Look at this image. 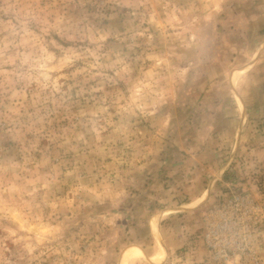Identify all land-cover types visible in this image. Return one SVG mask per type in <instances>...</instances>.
Segmentation results:
<instances>
[{
    "label": "rangeland",
    "instance_id": "1",
    "mask_svg": "<svg viewBox=\"0 0 264 264\" xmlns=\"http://www.w3.org/2000/svg\"><path fill=\"white\" fill-rule=\"evenodd\" d=\"M236 196L248 249L212 258ZM129 249L264 264V0H0V264Z\"/></svg>",
    "mask_w": 264,
    "mask_h": 264
},
{
    "label": "built area",
    "instance_id": "2",
    "mask_svg": "<svg viewBox=\"0 0 264 264\" xmlns=\"http://www.w3.org/2000/svg\"><path fill=\"white\" fill-rule=\"evenodd\" d=\"M247 197H231L223 204L215 206L210 219L206 220L205 243L209 254L215 259H226L235 248L247 247L248 229L245 217L253 213ZM248 249V247H247Z\"/></svg>",
    "mask_w": 264,
    "mask_h": 264
},
{
    "label": "bare ground",
    "instance_id": "3",
    "mask_svg": "<svg viewBox=\"0 0 264 264\" xmlns=\"http://www.w3.org/2000/svg\"><path fill=\"white\" fill-rule=\"evenodd\" d=\"M157 234V233H156ZM156 254V253H155ZM158 254V253H157ZM156 254V255H157ZM139 256V255H141V253H140V251L138 250V249H129V250H127V252H125L124 254H123V258H122V261H123V263L125 264L126 263V260H128V259H130L132 256ZM152 257V256H151ZM154 258H156V257H154ZM153 258V259H154ZM160 257L159 256H157V259H159ZM133 259V258H132ZM136 259V258H135ZM149 260H150V258H149ZM121 261V262H122ZM133 262V261H132Z\"/></svg>",
    "mask_w": 264,
    "mask_h": 264
}]
</instances>
